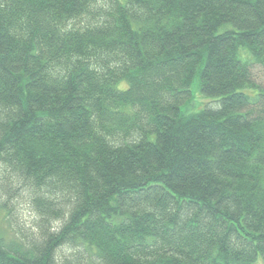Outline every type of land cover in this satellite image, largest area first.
Masks as SVG:
<instances>
[{
	"label": "trees",
	"instance_id": "obj_1",
	"mask_svg": "<svg viewBox=\"0 0 264 264\" xmlns=\"http://www.w3.org/2000/svg\"><path fill=\"white\" fill-rule=\"evenodd\" d=\"M258 66L264 0H0V189L39 233L0 264H264Z\"/></svg>",
	"mask_w": 264,
	"mask_h": 264
},
{
	"label": "rangeland",
	"instance_id": "obj_2",
	"mask_svg": "<svg viewBox=\"0 0 264 264\" xmlns=\"http://www.w3.org/2000/svg\"><path fill=\"white\" fill-rule=\"evenodd\" d=\"M253 75L255 81L263 85V70L259 66L253 68ZM197 88V86L194 87V98L187 108L190 113L198 112L209 100L202 96ZM1 167L0 165V177L3 174ZM26 192H28L26 189L19 188L15 192L6 194L8 192L0 189V239H4L6 243L13 242L16 238H22L23 234L35 235V237L39 235L34 230L35 216L31 212L30 200L27 198L28 193ZM21 228L25 233L21 231Z\"/></svg>",
	"mask_w": 264,
	"mask_h": 264
}]
</instances>
